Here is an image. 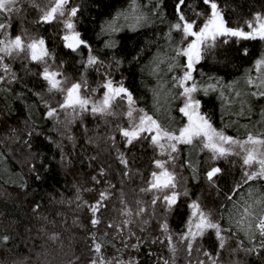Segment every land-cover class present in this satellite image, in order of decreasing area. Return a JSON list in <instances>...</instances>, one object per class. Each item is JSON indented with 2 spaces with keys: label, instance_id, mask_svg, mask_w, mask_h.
<instances>
[{
  "label": "trees",
  "instance_id": "1",
  "mask_svg": "<svg viewBox=\"0 0 264 264\" xmlns=\"http://www.w3.org/2000/svg\"><path fill=\"white\" fill-rule=\"evenodd\" d=\"M139 2L70 0L67 5L68 9L78 8L74 17L78 21L77 31L90 45L91 54L103 62L102 66H86L87 48L82 46L78 52H72L64 47L57 33L63 18L53 21V25L37 22L41 9L50 6V0H22L18 5L20 12L0 15V22L10 23V38L22 35L26 41L43 39L52 53L50 68L62 73L60 78L66 81V87L86 80L85 94L99 100L105 91L101 85L111 79L114 85L122 83L132 93L137 110L143 109L162 123L179 128L185 124V117L179 111L184 98L178 95L182 89L174 86L173 77L181 76L183 71L169 70L176 63L174 48L183 46L180 32L172 28L178 22V0H155L156 11L149 23L138 30L118 31L121 16ZM185 3L182 11L189 20H195L197 12L210 11L202 0H185ZM218 3L231 28L245 30L247 21L254 20L257 14L264 16V0H218ZM244 49L248 55L243 54ZM261 56L262 43L258 41L218 43L196 65L193 76L198 84L217 83L215 91L195 93L201 101L200 110L227 136L243 140L249 132L264 133V98L257 100L263 104L255 105L249 94L244 98L232 94L237 84H246V75L256 76L254 62ZM4 63L11 73L0 71L4 77L0 83V237L6 235L10 239L7 244L0 243V264H90L95 257L93 236L107 242L102 249L103 256L113 260V264L114 258L138 264H164L165 260L170 264H198L201 260L211 264L204 252L213 256L218 253V264H264V255L243 251L252 245L235 225L245 201L253 204L258 213L259 206L254 201L264 195V181L243 183L247 169L240 156L212 159L199 146L180 145L179 153L173 154L177 159L166 166L176 173L178 191H186L187 196L181 195L170 213L159 202L153 209V193L140 190L148 187L151 173L159 171L154 161H165L168 157L161 156L149 139L126 146L120 128L130 124L125 115L127 107L115 105L114 116L85 112L71 123L63 111H58V120L48 118L49 107L58 109L63 96L49 91L41 76L44 65L31 62L23 53L5 57ZM179 63H185L184 57H179ZM13 74L15 80H12ZM253 106L257 107L252 109ZM121 154L127 167L119 159ZM32 164L41 179H36ZM212 167L222 169L215 178V186L206 178ZM101 192H107L108 198L96 214L101 223L93 227L89 206L100 200ZM229 195L232 200L228 199ZM122 200L133 213L139 206L147 212L140 217L123 216ZM193 201H198L222 229L232 228L236 235L224 233L230 239L225 249L220 250L214 231H209L194 243L191 256L185 244L177 243L173 258L167 241L163 244L151 241L162 236L160 223L165 219L176 240L185 230ZM126 219L133 223L124 228L121 239L107 225L109 222L119 225ZM145 219L148 224L142 222ZM129 232L135 236L129 237ZM53 236L58 238L53 240ZM137 237L144 241L139 250L125 247L124 241L132 245ZM149 251L153 255H148Z\"/></svg>",
  "mask_w": 264,
  "mask_h": 264
},
{
  "label": "snow or ice",
  "instance_id": "2",
  "mask_svg": "<svg viewBox=\"0 0 264 264\" xmlns=\"http://www.w3.org/2000/svg\"><path fill=\"white\" fill-rule=\"evenodd\" d=\"M70 0H50V6L41 9L42 15L38 23H52L59 18H63V24L65 28V34L62 36L64 41V47L70 49L72 52H78V50L87 48L89 55L87 58V67L102 66L103 62L96 56L92 55V49L87 41L81 38L80 32L75 30V25L72 21V17H76L78 8H67ZM22 3V0H0V15L8 16L9 14L19 13L20 8L18 5ZM202 3L210 9L209 12H197L196 15L203 17L202 24L198 25L195 20H189L186 18L182 7L186 6L185 0H178L176 5V12L178 14V22L172 25V28L180 32L182 35L181 43L183 46L174 48L176 60L174 65H170L169 70L173 68H180L183 74L178 77H173L176 81L175 87L182 89L179 96L184 98L183 106L179 109L180 113L187 118V123L179 128H173L155 119L152 115L144 112L143 109L137 110L135 108V100L132 93L119 84L118 86L113 84L111 79H106L101 85L105 89L102 99L94 100L90 95L84 93L88 91L87 81L74 82L70 86H65L66 81L58 79L62 75L59 70H51L49 61L52 59V53L45 45L43 39H25V36L16 35L14 37L9 36L8 29L11 27L10 23L5 24L0 22V71L3 73H11L10 67L4 63L5 57L19 56L24 54L27 59L33 63L43 64L44 68L41 76L44 81L47 82L50 92H58L63 96L62 101L59 104V108H51L47 112L48 118H58V111H63L71 123L78 116L85 112H91L93 115L99 116H114V104L117 100L127 104V112L125 115L130 121L127 128H120V134L125 138L126 146H131L135 141L149 139L150 143L159 149L161 156H167L168 160H156L154 161L155 167L159 171H153L151 178L148 181V187L141 188V192L153 193L151 205L153 209L159 202L166 212H172L177 205L181 195L187 196V192L181 193L178 191V183L176 180V173L170 170L166 165L170 161L177 159L174 153H179V145L199 146L204 150H207L212 154V159L227 158L229 156H240L243 161V165L247 169L244 172L243 183L250 181H264V133L253 134L249 132L245 139L240 140L225 135L223 131L217 130L210 117L201 113V101L196 99L195 93L203 91L208 93L209 89L215 91L217 83L201 86L198 84L193 76V73L197 71L196 65L200 64L205 58L206 54L213 48L220 44H229L233 39L239 41H260L264 42V16L257 14L254 20L247 21L248 30L243 28H231L224 17V12L218 3V0H202ZM36 6V5H34ZM191 38V39H189ZM186 42V43H184ZM113 47L114 44L109 45ZM244 55H248L247 49L243 50ZM179 57L185 58V63H179ZM119 64V61H117ZM254 69L256 76L246 75L245 83L256 89L252 91L250 95L256 98H264V56H261L254 62ZM99 71V67L97 68ZM12 80H15L14 74ZM4 82V77L0 76V83ZM191 82V83H190ZM228 88H232L233 85H228ZM94 93L95 90H92ZM236 96H240L241 93L237 91ZM223 96V92L221 93ZM139 112V115H134ZM32 133H29L31 136ZM71 139V137H69ZM114 139V138H113ZM196 142H199L197 145ZM31 147V145H29ZM121 163L127 167V161L123 158V155L119 157ZM33 172H35L36 179H41L39 172L36 170L35 164L31 165ZM193 171L195 167L193 166ZM222 172L219 167H212L206 173L207 181L215 186L216 177ZM103 175V172H101ZM128 175V173H125ZM96 180V177H93ZM99 183L98 180H96ZM23 186V185H22ZM238 190V189H237ZM253 196V192L249 191V197ZM108 198L107 192L100 193V200L95 204L90 205V211L92 212V219L90 223L93 227H96L101 223L97 217L101 207H104L103 201ZM229 200H232V195L228 196ZM125 208L122 210V215L126 217L143 216L147 209L143 206H139L135 213L127 207L125 201ZM139 204V202H137ZM256 206H259V212L254 210L253 204L245 201L243 211L240 213V218L235 220V225L239 231L244 232L247 240L252 245L251 247L243 248V251L248 254L264 255V195H261L254 201ZM39 205L36 206L38 209ZM189 219L186 221L185 230L179 233L176 240H174V233L170 230L169 224L165 219L160 223V232L162 236L156 237L151 241L152 244L165 243L169 251L175 257L177 251V243L185 244L186 251L189 256L192 255L193 245L198 238H203L209 231H214L217 240L219 241V249L224 250L225 246L230 239L224 233L231 232L233 236L236 232L232 228L222 229L218 221L213 220L211 214L206 212L198 201H193L189 205ZM35 210V209H34ZM144 224H148V220L142 221ZM133 223L131 219L122 221L117 225L109 222L107 227L116 230L117 236L123 239V230L128 225ZM141 231H144L142 228ZM107 236V233H104ZM135 236V233L129 232V237ZM58 237L53 236L55 240ZM10 237H0V243L7 244ZM107 242L103 239H97L93 236L92 251L95 253V257L91 260L90 264H113V260H108L103 256L102 249ZM144 241L142 238L137 237L136 242L132 245H128L124 241L125 247H132L139 250ZM114 246V245H113ZM240 247L243 246V241L240 242ZM199 250V249H197ZM148 255H153L151 251ZM203 255L207 256L211 264H218L219 254L213 256L209 252H204ZM115 264H138L137 261L125 262L119 258H114ZM164 264H170L168 260L164 261ZM198 264H205V261L201 260Z\"/></svg>",
  "mask_w": 264,
  "mask_h": 264
},
{
  "label": "rangeland",
  "instance_id": "3",
  "mask_svg": "<svg viewBox=\"0 0 264 264\" xmlns=\"http://www.w3.org/2000/svg\"><path fill=\"white\" fill-rule=\"evenodd\" d=\"M155 0H141V2H139V5H137L138 9H136V5L133 4L129 11L127 12V14L129 15H122L121 16V19H120V25H119V29H117L118 31L120 29H132V30H138L139 28L143 27L145 24L149 23L152 19H151V16L153 14H155V11H156V6H155ZM134 15V16H130V15ZM195 21L197 22L198 25L202 24L203 22V17H196L195 18ZM233 28H238V27H233ZM248 28H247V24H246V29L245 31H247ZM181 34V33H180ZM182 37V35H181ZM191 39V38H189ZM243 41H239L237 42L235 39H233L230 43H235V44H239V43H242ZM259 43H262V54L264 56V42H260L258 41ZM185 59V58H184ZM186 62V61H185ZM254 69V67H253ZM255 70V69H254ZM256 74V73H255ZM58 79H61L60 77H58ZM246 88H249L248 90ZM246 89V90H245ZM256 89L248 86L247 84H244V83H239V85L237 84L236 86V89H233L232 90V94L234 95V97L236 98H244L246 97L248 94L250 95V93L252 91H255ZM233 91L236 93L237 91H239L241 93V95L238 97L235 95V93H233ZM85 94V93H84ZM86 95V94H85ZM246 95V96H245ZM250 99L254 100V104L255 105H261L263 104V102H259L257 101L258 98L256 97H252L251 95L249 96ZM92 98V97H91ZM235 98V99H236ZM93 99V98H92ZM249 99V101H250ZM252 101H250L249 103L251 104ZM119 104H122L123 107H127V104L124 103V102H121L119 100H117L114 104V108H115V105H119ZM118 107V106H117ZM254 107H257V106H253L252 109H254ZM180 146V145H179ZM158 149V148H157ZM159 150V149H158ZM207 151V150H206ZM208 152V151H207ZM211 156L212 154L210 152H208ZM242 159V158H241Z\"/></svg>",
  "mask_w": 264,
  "mask_h": 264
},
{
  "label": "flooded vegetation",
  "instance_id": "4",
  "mask_svg": "<svg viewBox=\"0 0 264 264\" xmlns=\"http://www.w3.org/2000/svg\"><path fill=\"white\" fill-rule=\"evenodd\" d=\"M72 21H73V23H74V25H75V30L77 31V28H78V21L77 20H74V17H72ZM54 23H50V25H53ZM59 26H61L60 27V30H58L57 31V33H59L60 34V37H61V39H62V36L65 34V28H64V24L63 23H61V24H59ZM62 42H63V44H64V41H63V39H62ZM191 83V82H190ZM201 111V110H200ZM202 113V112H201ZM187 123V118L185 117V124ZM204 150V149H203ZM205 152H207L206 150H204ZM208 153V152H207ZM231 157H233V158H235V157H237V156H235V155H233V156H229V157H227V158H231Z\"/></svg>",
  "mask_w": 264,
  "mask_h": 264
}]
</instances>
